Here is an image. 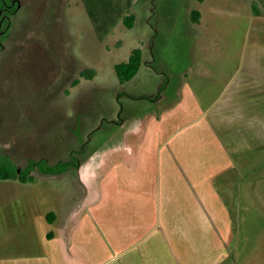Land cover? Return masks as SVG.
I'll return each mask as SVG.
<instances>
[{
	"label": "rangeland",
	"instance_id": "obj_1",
	"mask_svg": "<svg viewBox=\"0 0 264 264\" xmlns=\"http://www.w3.org/2000/svg\"><path fill=\"white\" fill-rule=\"evenodd\" d=\"M22 2L0 52V150L21 170L77 165L0 179V264L211 259V219L196 188L166 183L165 147L217 98L247 94L242 81L264 94V0ZM135 48L142 64L121 83Z\"/></svg>",
	"mask_w": 264,
	"mask_h": 264
},
{
	"label": "crops",
	"instance_id": "obj_2",
	"mask_svg": "<svg viewBox=\"0 0 264 264\" xmlns=\"http://www.w3.org/2000/svg\"><path fill=\"white\" fill-rule=\"evenodd\" d=\"M240 84L247 94L217 98L194 130L165 147L166 183L196 188L201 219H211L212 258L195 264H264V94Z\"/></svg>",
	"mask_w": 264,
	"mask_h": 264
},
{
	"label": "trees",
	"instance_id": "obj_3",
	"mask_svg": "<svg viewBox=\"0 0 264 264\" xmlns=\"http://www.w3.org/2000/svg\"><path fill=\"white\" fill-rule=\"evenodd\" d=\"M200 16L201 14L199 10H194L192 12V17L195 21H198L200 19ZM135 19V14L130 13L125 16L124 22L128 27L131 28L135 24ZM142 61V49L135 48L127 61L117 63L115 65V70L120 82L124 83L132 79L140 69ZM83 73L86 74L84 71ZM76 165V160L70 154V157L68 159H61L55 163H50L45 158L37 161L32 160L25 168L21 170L9 154L3 153L0 150V179H20L24 182H27L30 180H34V171L36 170H41L44 174L47 175H62L70 172L72 170L71 168L73 166L75 167Z\"/></svg>",
	"mask_w": 264,
	"mask_h": 264
},
{
	"label": "flooded vegetation",
	"instance_id": "obj_4",
	"mask_svg": "<svg viewBox=\"0 0 264 264\" xmlns=\"http://www.w3.org/2000/svg\"><path fill=\"white\" fill-rule=\"evenodd\" d=\"M22 5V0H0V52L6 50L8 44L13 41L11 39L15 30L13 18ZM19 32L22 33V27Z\"/></svg>",
	"mask_w": 264,
	"mask_h": 264
}]
</instances>
